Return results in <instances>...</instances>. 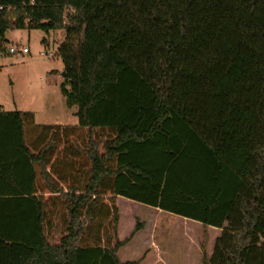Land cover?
<instances>
[{
  "label": "trees",
  "instance_id": "trees-1",
  "mask_svg": "<svg viewBox=\"0 0 264 264\" xmlns=\"http://www.w3.org/2000/svg\"><path fill=\"white\" fill-rule=\"evenodd\" d=\"M13 30L65 32L78 123L0 108V264H264V0H0Z\"/></svg>",
  "mask_w": 264,
  "mask_h": 264
},
{
  "label": "rangeland",
  "instance_id": "rangeland-1",
  "mask_svg": "<svg viewBox=\"0 0 264 264\" xmlns=\"http://www.w3.org/2000/svg\"><path fill=\"white\" fill-rule=\"evenodd\" d=\"M6 40L7 54L0 57V108L5 112L33 113L37 125L78 123L77 118L73 116L75 110L68 109L60 92L64 80V64L58 51L65 40V32L13 30L6 34ZM11 47H26L30 53L22 56L9 55ZM135 211L130 213L134 214ZM138 212L143 218L153 220L152 215L143 208H139ZM160 220L152 230V237L155 234L156 241L167 236L168 232L171 233L176 222H182L177 217ZM130 223V220H124L126 226L122 227V237L132 228Z\"/></svg>",
  "mask_w": 264,
  "mask_h": 264
},
{
  "label": "crops",
  "instance_id": "crops-1",
  "mask_svg": "<svg viewBox=\"0 0 264 264\" xmlns=\"http://www.w3.org/2000/svg\"><path fill=\"white\" fill-rule=\"evenodd\" d=\"M68 109H70V108H68ZM70 110H75V111H73V116H75L76 117V114H77V108L76 107H73V108H71ZM77 118V117H76ZM78 120V119H77ZM77 123H75V124H73V125H76ZM140 207L141 208H143V209H145V208H149V207H146V206H143V205H140ZM150 209V208H149ZM152 209V208H151ZM157 214H156V225H158V222H159V220L162 218L163 219V221H166V220H169V219H174V217H176V216H173V215H171V214H169V213H166V212H163V211H161V210H158L157 212H156ZM160 222H161V220H160ZM172 232V231H171ZM170 235H171V233L170 232H168L167 233V236H165L164 238H160V240H157L156 241V239H157V237H156V235L155 234H153V237H152V244H154L155 245V247H157V246H159V245H161V244H163V242L168 238V237H170ZM162 240V241H161ZM158 241H160V242H158Z\"/></svg>",
  "mask_w": 264,
  "mask_h": 264
},
{
  "label": "built area",
  "instance_id": "built-area-1",
  "mask_svg": "<svg viewBox=\"0 0 264 264\" xmlns=\"http://www.w3.org/2000/svg\"><path fill=\"white\" fill-rule=\"evenodd\" d=\"M30 53V50L29 48H26V47H11L8 51V54L9 55H19V56H22V55H27ZM44 55V54H42Z\"/></svg>",
  "mask_w": 264,
  "mask_h": 264
},
{
  "label": "water",
  "instance_id": "water-1",
  "mask_svg": "<svg viewBox=\"0 0 264 264\" xmlns=\"http://www.w3.org/2000/svg\"><path fill=\"white\" fill-rule=\"evenodd\" d=\"M63 77H65V73H63Z\"/></svg>",
  "mask_w": 264,
  "mask_h": 264
}]
</instances>
